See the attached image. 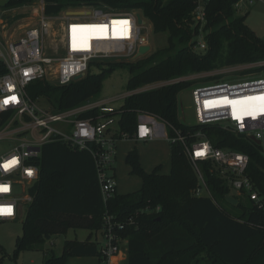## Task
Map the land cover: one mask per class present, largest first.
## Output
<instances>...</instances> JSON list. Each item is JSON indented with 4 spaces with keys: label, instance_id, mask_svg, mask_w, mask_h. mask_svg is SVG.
<instances>
[{
    "label": "trees",
    "instance_id": "16d2710c",
    "mask_svg": "<svg viewBox=\"0 0 264 264\" xmlns=\"http://www.w3.org/2000/svg\"><path fill=\"white\" fill-rule=\"evenodd\" d=\"M37 0H7L4 9ZM44 13L53 15L63 9L104 6L108 9H137L156 33L167 35L166 45L143 58L130 61L101 60L97 74L86 73L80 79L58 85L35 81L27 89L33 100L45 98L51 109L75 106L96 97L104 77L114 67L129 72L127 91L146 84L211 71L224 66L264 60V41L245 23L244 14L234 8L236 0H209L205 6L206 50L196 53L189 40L198 32L191 18L194 0H43ZM91 65V64H90ZM3 68L0 67V74ZM194 83L180 80L173 84L126 96L119 106L116 129L129 136L135 131L137 111L160 117L185 136L187 144L204 138L219 148H230L249 157L246 175L264 199V156L258 142L234 133L219 124H184L177 113L178 93ZM0 112V128L11 117ZM168 136H174L168 128ZM170 169L160 173V166L145 171L134 147L125 156L130 173L142 183L138 190L114 194L103 202L91 155L70 148L65 142L44 144L36 161L38 177L28 189L31 202L22 220V232L16 249H40L52 236L71 228L100 230L103 215L123 224L115 228L124 241V264H264V208L244 196L233 205L225 200L230 194L224 181L209 163L200 164L210 196H196L198 180L178 140L169 142ZM240 197V196H239ZM238 200V198L235 196ZM225 205L239 208L231 212ZM199 255V259L195 258ZM70 256H96L102 264L99 244L94 241H65L60 254L45 257L41 264H66Z\"/></svg>",
    "mask_w": 264,
    "mask_h": 264
},
{
    "label": "built area",
    "instance_id": "2783aa9c",
    "mask_svg": "<svg viewBox=\"0 0 264 264\" xmlns=\"http://www.w3.org/2000/svg\"><path fill=\"white\" fill-rule=\"evenodd\" d=\"M208 1L194 0L191 11V18L199 27L188 44L199 54L207 48L202 27L206 23L205 6ZM257 1L264 2L236 0L234 8L237 12L243 9L242 13H245ZM32 6L35 18L27 23L20 34L4 38L0 33V67L3 68L0 74V112L9 111L12 114L0 128V186L6 185L9 189L0 192V209L10 207L12 211L10 214L0 211V222L15 221L22 214L23 204L31 202L32 196L28 189L38 177L36 161L42 146L51 141L65 142L70 148L85 150L91 155L104 203L116 194L114 163L117 142L126 138L151 141L162 136L168 142L178 140L182 143L198 180L194 192L196 196L211 197L200 168L201 163L207 162L224 181L230 191L228 195L234 198L247 196L259 208H264V199L245 173L248 155L230 148L214 147L200 131L194 134L197 139L187 144L185 136L163 119L138 110L135 131L129 136L116 129L117 116L121 110L105 100L88 99L60 110L40 107L37 100L29 95L27 87L31 83L45 81L68 84L76 76H85L93 62L139 58V48L149 45V42L147 34L143 32L147 19L137 9L116 10L90 6L63 9L56 14L46 15L43 0L32 2ZM2 7L0 28L2 16L6 13ZM68 11L82 13L71 14ZM262 72L264 60L224 66L146 84L128 91L126 96L184 79L192 80L191 98L196 124H219L261 146L264 137V105L250 98L264 97ZM223 73L231 76L224 79ZM10 97L16 99L13 101ZM6 99L9 102L4 104ZM230 102L237 103L234 105ZM169 127L174 136H168ZM200 150L204 154L197 156ZM12 158H16L18 163L9 170L3 169V163ZM102 220L104 242L99 245V250L102 264H110L112 257L122 253L124 241L118 239L114 230L123 228V224L114 221L108 213H104ZM0 264L15 263L0 257Z\"/></svg>",
    "mask_w": 264,
    "mask_h": 264
},
{
    "label": "rangeland",
    "instance_id": "374dc122",
    "mask_svg": "<svg viewBox=\"0 0 264 264\" xmlns=\"http://www.w3.org/2000/svg\"><path fill=\"white\" fill-rule=\"evenodd\" d=\"M7 1V0H5ZM35 7V5H33ZM31 3L15 5L12 8H7L6 13L2 16V23L0 33L4 38L14 37L20 34L26 27L27 23H30L35 18V9ZM3 8V7H2ZM70 8V7H68ZM67 8V9H68ZM237 12V11H236ZM238 11V14H244ZM246 25L255 32V34L264 41V2L257 1L248 8V12L245 16ZM143 32L148 36V42L150 50L144 56L150 55L166 45L167 35L165 33H156L153 31L151 23L147 20ZM101 71V68L95 64H91L87 73L97 74ZM238 74V73H237ZM224 79H227L231 74H222ZM264 76V72L260 74ZM129 72L125 67L116 66L111 70L102 80L101 89L96 97L91 98L92 101L105 100L109 105L117 108L119 107L125 96L127 95V79ZM191 88L183 89L178 93L177 97V113L180 122L184 124H196V116L193 110V103L191 98ZM37 103L43 109H50L51 103L45 98H39ZM159 142H154V141ZM164 137H157L151 141H125L119 143L117 150V156L115 158V176L118 181L117 192L127 193L136 190L139 187V177L137 175L129 173L128 166L124 161L126 150L134 146L137 149L139 158L143 166L147 168H154L155 164L161 166L162 171H168L170 164L169 154V142ZM262 154L264 156V137L261 144ZM152 168V169H153ZM235 195V193L231 192ZM239 202H243V197L236 196ZM231 212L239 213V208L234 206L225 205ZM27 205L23 204V210L21 216L15 221H1L0 222V257H4L6 261H12L15 264H41L43 259L51 254H60L63 250L65 241H86L90 237V241L97 242L102 245L103 231L96 230L91 231L88 228H71L69 227L65 233L52 236L40 249H16V238L22 232V220L24 218ZM124 227V226H123ZM123 256L125 249L122 247ZM122 255V254H121ZM199 255L195 258L199 259ZM113 257L110 259L112 260ZM199 264H206L210 261L206 255L198 260ZM66 264H101L98 262L96 256H70ZM124 264V260L119 263Z\"/></svg>",
    "mask_w": 264,
    "mask_h": 264
},
{
    "label": "crops",
    "instance_id": "0c3cea01",
    "mask_svg": "<svg viewBox=\"0 0 264 264\" xmlns=\"http://www.w3.org/2000/svg\"><path fill=\"white\" fill-rule=\"evenodd\" d=\"M159 137H161V136H159ZM156 139V138H155ZM155 139H153V140H155ZM128 140H130V141H134L133 143H136L137 141H140V140H135V139H131V138H126V139H121V140H119L118 142H117V146H116V156H117V150H118V148H119V143H121V142H125V141H128ZM152 140V141H153ZM167 140V139H166ZM165 140V141H166ZM168 141V140H167ZM154 142H159L158 140L157 141H154ZM132 148H134V146H132V147H130L128 150H126V152H125V156H126V154H127V152L129 151V150H131ZM169 154H170V149H169ZM125 156H124V161H125ZM138 157H139V155H138ZM139 162H140V164H141V166H142V168L145 170V171H147V172H150V171H152L156 166H158V165H156L155 164V166H154V168L152 169V168H147V167H145V166H143V164H142V162H141V160H140V158H139ZM128 166V170H129V173H130V166L129 165H127ZM169 169H170V164H169ZM169 169H168V171H162V169H161V166H160V173H164V174H166V173H168L169 172ZM114 170H116V165L114 164ZM139 187L136 189V190H138L139 188H140V186H141V183H142V181H141V179L139 178ZM117 188H118V181H117ZM135 191V190H134ZM131 192H133V191H131ZM118 194H125V193H122V192H117ZM127 193H129V192H127ZM88 240H90V237H88ZM122 254V255H121ZM123 260H125V254H124V256H123V253H120L119 255H117V256H114L113 257V259L112 260H110V264H119V263H121ZM98 262H99V260H98Z\"/></svg>",
    "mask_w": 264,
    "mask_h": 264
},
{
    "label": "snow or ice",
    "instance_id": "6c2138e0",
    "mask_svg": "<svg viewBox=\"0 0 264 264\" xmlns=\"http://www.w3.org/2000/svg\"><path fill=\"white\" fill-rule=\"evenodd\" d=\"M90 27H94V26H90ZM9 99L14 101L16 98L15 97H10ZM9 99H6L4 101V104H7L9 102ZM250 99L258 100V101H260L262 103V105H264V97H255V98H250ZM230 103H233L235 105L237 102H230ZM262 110H264V108H262ZM142 134H143V130H142ZM203 154H204L203 150L197 151V153H196L197 156H201ZM17 163H18L17 159L16 158H12V159L6 161L5 163H3L2 167L5 170H9L13 166H15ZM28 174L31 175L32 174L31 171H29ZM8 190H9L8 186H6V185L0 186V192H7ZM0 211L7 212V213L10 214L12 209L10 207H8V208L0 209Z\"/></svg>",
    "mask_w": 264,
    "mask_h": 264
},
{
    "label": "water",
    "instance_id": "95a60500",
    "mask_svg": "<svg viewBox=\"0 0 264 264\" xmlns=\"http://www.w3.org/2000/svg\"><path fill=\"white\" fill-rule=\"evenodd\" d=\"M5 2H6L5 0H0V6H4ZM68 13L75 14V13H82V11H68ZM137 16H138V20H139V22L142 23L143 21H142V19L140 18L139 14H137ZM149 50H150V46H149V45L141 46V47L139 48V50H138L137 57H140V56L146 54L147 52H149ZM82 77H83V75L76 76V77H75V80L80 79V78H82ZM225 200H226L227 202L233 204V205L237 204V199L234 198L233 196L226 195V196H225Z\"/></svg>",
    "mask_w": 264,
    "mask_h": 264
}]
</instances>
